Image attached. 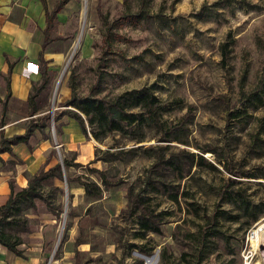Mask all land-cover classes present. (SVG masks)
I'll use <instances>...</instances> for the list:
<instances>
[{
  "label": "rangeland",
  "instance_id": "1",
  "mask_svg": "<svg viewBox=\"0 0 264 264\" xmlns=\"http://www.w3.org/2000/svg\"><path fill=\"white\" fill-rule=\"evenodd\" d=\"M72 3L75 12L51 28L53 41L45 51L50 83L39 105L49 110L55 100L56 110L69 99L74 72L82 97L111 98L148 88L158 98L159 124L149 122L128 135L106 133L96 125L92 130L86 121L88 135L78 150L58 148L52 155L59 161L76 158L83 165L72 167L71 177L98 181L85 167L91 161L85 147L101 158L121 150V159L91 165L107 171L113 186L106 188L99 181L103 195L96 199L77 183L54 180L43 185L51 207L39 201L36 210L18 214L27 220L29 231L14 227L7 232L21 239L23 256L1 247L0 264H246L247 256V262L264 264V244H253L254 233L264 224V214H259L264 209V98L254 102L248 97L264 72V0H150L156 16L140 25L122 18L129 10L136 12L140 0ZM104 16L117 24L122 36L117 50L126 59L108 54L102 87L90 95L102 56ZM225 43L230 46L226 60ZM236 109L239 116L229 117ZM180 123L171 141H159ZM55 125L51 113L45 131L54 143L62 131L61 124L58 130ZM138 137L144 140L137 142ZM159 143L170 152L203 155L205 164L196 161L190 175L178 181L180 203L151 194L150 206L164 212L165 219L160 233L138 237V222L127 220L123 212L128 187L138 188L152 164L143 149ZM206 149L212 151L203 153ZM79 154L83 162L77 161ZM60 204L64 211L56 208L57 216L51 208ZM214 214L219 215L220 235L208 236L201 252L198 237L191 235L209 230L207 215Z\"/></svg>",
  "mask_w": 264,
  "mask_h": 264
},
{
  "label": "trees",
  "instance_id": "2",
  "mask_svg": "<svg viewBox=\"0 0 264 264\" xmlns=\"http://www.w3.org/2000/svg\"><path fill=\"white\" fill-rule=\"evenodd\" d=\"M70 0H59L52 12H47V28L45 29L46 40L43 44V49L39 56V72L41 74V81L38 85L34 86L33 93L29 97V105L31 108V115L40 114L36 117H32L28 123L26 133L24 135L16 136L12 139L2 138L0 142V154L7 151H12L11 146L18 143L29 144L30 139L34 136L37 130L45 132L50 126L51 109L44 110L39 105L38 98L42 95V92L48 88L50 83L49 74V60L45 57V51L48 45L53 41L50 38V30L53 26L54 20L58 13L64 8V6ZM154 15L150 9V0H140L139 8L136 12L127 11L122 17L125 22L131 25H140L148 22ZM103 46L102 56L98 64V73L96 83L93 84L90 95H93L102 87L103 80L106 77L104 71L108 66L109 59L108 54H120L122 59L125 60L126 56L117 50V42L122 38L121 34L117 31V24L112 22L108 16L103 17ZM229 43H225L222 46L223 59L226 60L230 54ZM9 86V84H8ZM71 97L65 102L57 104L54 112L55 127L58 130V121L63 117L68 116L75 120L83 134L88 135L86 121L89 126L102 127L106 133L109 132H121L124 134H132L141 128L144 124L153 122L159 124L157 118V103L158 98L155 94L151 93L148 88L135 89L131 91H125L114 95L111 98H90L82 97L78 93L75 73L71 74ZM10 88L8 89V98L10 97ZM251 101H262L264 98V72L261 75L256 88L248 94ZM58 107H64L58 109ZM7 111V105H3V115L5 116ZM241 113L236 109L230 111L229 117H238ZM1 123H4L2 119ZM182 124L171 127L165 134L166 136L159 140L160 142L171 141L173 134ZM93 133V131H92ZM95 139H100V136L95 131L93 133ZM45 138L50 139V136L45 135ZM143 138H136L137 142H142ZM131 152H137L134 148L130 149ZM143 151L153 158L152 164L146 169V174L141 179V184L137 188V185H130L127 193V208L123 211L128 216L127 220H136L142 230L139 232L138 237H144L147 232L160 233L163 220L165 219L164 212H157L153 209L149 201L151 194H160L167 196L171 201L180 203V197H182L181 189L178 181L185 180L191 173L193 164L197 161V165L202 166L205 164V158L203 155L196 156L187 150H180L178 152H170L163 144H151L145 147ZM212 150L206 149L203 153L210 152ZM109 157L101 158L95 151V159L85 166L92 174L98 177V181L94 179H88L84 176L71 177L69 170L72 167L83 166L75 162L76 158L68 159L64 158L62 162H58L55 166L48 170L42 169L39 173L34 175L30 180L29 185L22 190L16 191L12 185V192L7 204L0 206V245L7 248L10 252L17 256H23L22 250L18 247L22 244L21 239L16 238L8 234L7 229L14 227H21L25 231H29V226L26 219H21L18 214L22 213L25 209H34L38 207V202H46L50 207V201L45 197L42 186L49 184L54 180L64 181L67 183L79 184L85 191V195L91 198H101L103 195V189L99 184V181L106 188L113 186V183L109 180L107 171H102L97 168L91 167L92 164L99 161H109L112 159H121V150L114 152H107ZM212 166V165H211ZM65 169V170H64ZM67 170V174H66ZM115 185V184H114ZM118 185V183H116ZM60 192L63 189L56 187ZM261 206V205H259ZM56 208L63 212V205L51 208L53 213L57 215ZM259 214H264V209L259 211ZM58 216V215H57ZM257 219L258 217L255 216ZM209 230L195 234L191 236L198 237V243L203 252L206 247L208 236H219L220 229H218V223L220 222L219 215L213 216L207 215ZM80 243V242H79ZM81 244V243H80Z\"/></svg>",
  "mask_w": 264,
  "mask_h": 264
},
{
  "label": "crops",
  "instance_id": "3",
  "mask_svg": "<svg viewBox=\"0 0 264 264\" xmlns=\"http://www.w3.org/2000/svg\"><path fill=\"white\" fill-rule=\"evenodd\" d=\"M58 1L0 0V142L2 138L12 139L24 135L30 119L40 115H31L28 100L33 85L41 81L39 56L46 40L47 12H52ZM73 1L70 0L64 6L54 23L75 12ZM45 57L48 59L46 52ZM9 88L11 94L8 98ZM4 103L7 105L5 116ZM64 118L58 121L62 131L57 143L66 152L77 151L86 136L75 120ZM45 133L48 134L47 131ZM45 135L43 137L42 132L37 130L29 144L12 145V151L0 154V206L7 204L12 185L16 191L22 190L43 168L48 170L60 162L52 155L58 149L56 142L45 138ZM85 151L88 159L93 161L96 157L94 149L86 146ZM77 161L83 162L81 154Z\"/></svg>",
  "mask_w": 264,
  "mask_h": 264
},
{
  "label": "bare ground",
  "instance_id": "4",
  "mask_svg": "<svg viewBox=\"0 0 264 264\" xmlns=\"http://www.w3.org/2000/svg\"><path fill=\"white\" fill-rule=\"evenodd\" d=\"M64 75V74H63ZM60 82L62 81L61 79L58 80ZM57 90H55V96H56ZM253 244L257 248H261V245L264 244V224L255 232V236H253ZM263 248V246H262Z\"/></svg>",
  "mask_w": 264,
  "mask_h": 264
},
{
  "label": "water",
  "instance_id": "5",
  "mask_svg": "<svg viewBox=\"0 0 264 264\" xmlns=\"http://www.w3.org/2000/svg\"><path fill=\"white\" fill-rule=\"evenodd\" d=\"M58 86H59V84L56 86V90H57ZM54 98H55V93H54ZM54 105H55V100H54V103H53V107L50 110V112L52 113V123H53V126H54V112H55V106ZM56 147L59 148V145H58L57 142H56ZM60 162H62V160ZM65 181L67 182L66 178H65Z\"/></svg>",
  "mask_w": 264,
  "mask_h": 264
},
{
  "label": "built area",
  "instance_id": "6",
  "mask_svg": "<svg viewBox=\"0 0 264 264\" xmlns=\"http://www.w3.org/2000/svg\"><path fill=\"white\" fill-rule=\"evenodd\" d=\"M254 236H255V233H254ZM249 256L246 257V264H252V260H250V262H247V260H249Z\"/></svg>",
  "mask_w": 264,
  "mask_h": 264
}]
</instances>
